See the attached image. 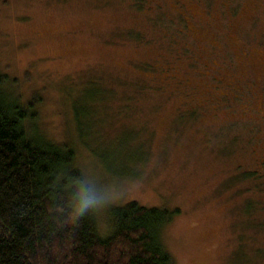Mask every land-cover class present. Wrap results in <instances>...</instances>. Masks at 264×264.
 Here are the masks:
<instances>
[{"label": "rangeland", "instance_id": "rangeland-1", "mask_svg": "<svg viewBox=\"0 0 264 264\" xmlns=\"http://www.w3.org/2000/svg\"><path fill=\"white\" fill-rule=\"evenodd\" d=\"M0 79L101 236L136 203L172 264H264V0H0Z\"/></svg>", "mask_w": 264, "mask_h": 264}, {"label": "trees", "instance_id": "trees-1", "mask_svg": "<svg viewBox=\"0 0 264 264\" xmlns=\"http://www.w3.org/2000/svg\"><path fill=\"white\" fill-rule=\"evenodd\" d=\"M28 113L0 90V264H172L160 239L165 210L113 208L105 237L95 211L66 222L82 189L74 151L31 134Z\"/></svg>", "mask_w": 264, "mask_h": 264}, {"label": "clouds", "instance_id": "clouds-1", "mask_svg": "<svg viewBox=\"0 0 264 264\" xmlns=\"http://www.w3.org/2000/svg\"><path fill=\"white\" fill-rule=\"evenodd\" d=\"M88 191L87 189H81L73 196L68 204L65 216L66 222L75 224L90 212L105 207L112 199L90 195Z\"/></svg>", "mask_w": 264, "mask_h": 264}]
</instances>
